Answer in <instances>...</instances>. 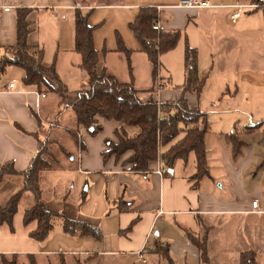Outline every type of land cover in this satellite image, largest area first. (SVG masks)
<instances>
[{
  "label": "crops",
  "instance_id": "1",
  "mask_svg": "<svg viewBox=\"0 0 264 264\" xmlns=\"http://www.w3.org/2000/svg\"><path fill=\"white\" fill-rule=\"evenodd\" d=\"M180 1L0 0V55L17 45L18 11L27 10L34 28L29 44L42 50L43 64L55 68L69 91L81 90L91 81L76 50L81 13L93 28L100 74L132 84L143 102L186 100L208 124L201 179H194V153L171 167L162 159L186 132L161 147L147 171H136L133 152L109 155L108 141L117 144L118 130L135 135L137 128L98 119L102 131L92 134L56 93L26 87L24 71L9 67L0 75V89L15 81L13 90L0 92V167L12 162L24 172L46 143L50 168L39 177L42 201L61 217L44 242L30 238L35 224L26 226L24 215L35 197L23 193L12 224L0 228V264L3 256H18L20 264H143L141 254L146 264H169L157 244L168 249L172 264H205L200 242L207 243V264H243L244 258L264 264V124L249 129L264 122V8L232 22L233 7L250 0H210L211 9L181 8ZM142 8L157 9L159 28L181 35L176 48L160 56L156 75L132 30ZM187 47L198 52L206 78L199 96L183 89ZM229 134L240 144L238 153ZM22 190V177H6L0 207ZM64 219L88 224L98 237L81 235L80 227L66 233Z\"/></svg>",
  "mask_w": 264,
  "mask_h": 264
},
{
  "label": "trees",
  "instance_id": "2",
  "mask_svg": "<svg viewBox=\"0 0 264 264\" xmlns=\"http://www.w3.org/2000/svg\"><path fill=\"white\" fill-rule=\"evenodd\" d=\"M252 3L264 4V0H250ZM30 12L19 10L17 15V45L0 55V75L9 67L24 71L23 84L38 92L56 93L61 99L64 109L72 110L80 126L88 132L97 134L102 131L98 119L116 121L128 127L137 128L135 135H129L124 129L118 130L117 144L108 141L109 155L118 158L127 152H133L130 163L133 170L147 171L149 165L159 159V149L170 145L179 135L186 132V137L172 146L162 159L168 166L177 160H187L191 153L196 156L198 173L195 180L207 174V157L204 148V137L208 131L206 116L190 107L186 100L174 104H158L155 101L143 102L139 92L132 84L120 82L107 71L98 72V57L93 44V28L89 26L87 17L81 13L76 17V50L82 56V69L89 75L90 84L79 91L71 92L62 82L54 67L43 64L44 54L37 46L29 44V36L34 31L30 21ZM160 13L155 8H142L132 25V30L143 50L148 54L153 66V74L159 69L161 55L173 50L178 45L181 35L169 33L159 28ZM155 42V43H154ZM119 47L126 51L119 41ZM186 84L184 92L200 95L206 78L198 70V52L190 47L185 53ZM98 128H93V124ZM264 122L250 127L251 131L260 128ZM235 145L237 153L240 144L234 134L227 135ZM46 143H40L39 152L24 172L15 168L10 162L0 167V182L6 177L23 178V190L11 198L9 203L0 207V228L4 224H12L19 208L21 196L30 192L35 197V205L25 212L24 224H35L29 233L30 238L44 242L52 233L53 221L57 214L49 212L42 201L39 177L40 173L50 168ZM106 155V154H105ZM65 232L73 235L76 228H81V235H94L99 232L88 224L64 219ZM201 243V244H200ZM197 243L201 252V260L210 262L207 243ZM157 254L172 264L169 251L165 246L157 244ZM3 264H20L18 256H3ZM23 264V263H22ZM30 264H34L30 262ZM243 264H257L254 258H244Z\"/></svg>",
  "mask_w": 264,
  "mask_h": 264
},
{
  "label": "built area",
  "instance_id": "3",
  "mask_svg": "<svg viewBox=\"0 0 264 264\" xmlns=\"http://www.w3.org/2000/svg\"><path fill=\"white\" fill-rule=\"evenodd\" d=\"M179 6L181 8L186 9H211L214 8V6L211 4L210 0H181ZM264 8V4H258V3H248V4H242L234 6L233 9L235 10L233 16H232V22H236L243 13L245 12H252L257 9ZM6 11H9V9H6ZM15 88V81L9 84V86L3 90L0 89V92L10 91ZM43 98H45V95H42ZM93 128H98V124H93ZM252 207L255 210V213H260L259 211V201L255 200L252 203ZM141 261L143 264H146V258L143 254L140 256Z\"/></svg>",
  "mask_w": 264,
  "mask_h": 264
}]
</instances>
